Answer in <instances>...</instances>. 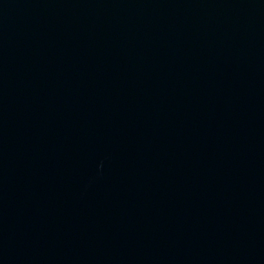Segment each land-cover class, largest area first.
<instances>
[{
  "label": "water",
  "instance_id": "95a60500",
  "mask_svg": "<svg viewBox=\"0 0 264 264\" xmlns=\"http://www.w3.org/2000/svg\"><path fill=\"white\" fill-rule=\"evenodd\" d=\"M0 264H264V0H0Z\"/></svg>",
  "mask_w": 264,
  "mask_h": 264
}]
</instances>
